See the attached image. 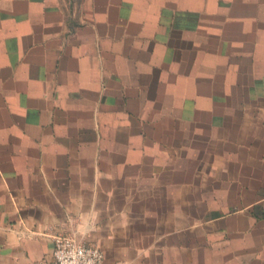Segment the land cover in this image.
Here are the masks:
<instances>
[{
	"label": "crops",
	"instance_id": "crops-1",
	"mask_svg": "<svg viewBox=\"0 0 264 264\" xmlns=\"http://www.w3.org/2000/svg\"><path fill=\"white\" fill-rule=\"evenodd\" d=\"M243 6L0 0V264H264V65L208 63Z\"/></svg>",
	"mask_w": 264,
	"mask_h": 264
},
{
	"label": "rangeland",
	"instance_id": "rangeland-1",
	"mask_svg": "<svg viewBox=\"0 0 264 264\" xmlns=\"http://www.w3.org/2000/svg\"><path fill=\"white\" fill-rule=\"evenodd\" d=\"M238 9H239L238 15L247 16L243 18L247 20L242 21L238 24L229 23V21L225 23V25L227 26L226 31H233L234 33L230 37L229 35L226 36L227 38L225 42L222 43V44L226 43L224 50H220L219 54H217L216 56L214 54L208 57L209 64L215 65V63H217L218 65H223L228 67L231 66L251 67L256 65L257 66L264 65L263 51H253V52L251 51V47L254 46V44H252L254 41L257 40V42L258 41L264 42V10L262 11L251 10L245 6L238 7ZM233 12L235 13V11ZM255 15L259 20L258 24L253 20L249 19V18H255ZM249 37L251 38L249 39ZM230 51H233L234 54L236 53L234 51H237V55L235 54L234 56H232ZM235 75L232 74V72L226 73L224 77L220 75V77L223 78L222 79L223 88H225V90L223 91L225 92L230 91L231 83L236 82L237 79V78L235 79Z\"/></svg>",
	"mask_w": 264,
	"mask_h": 264
},
{
	"label": "built area",
	"instance_id": "built-area-1",
	"mask_svg": "<svg viewBox=\"0 0 264 264\" xmlns=\"http://www.w3.org/2000/svg\"><path fill=\"white\" fill-rule=\"evenodd\" d=\"M52 258L54 264H104V253L99 247L79 241L71 234L54 235Z\"/></svg>",
	"mask_w": 264,
	"mask_h": 264
}]
</instances>
